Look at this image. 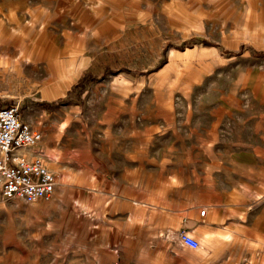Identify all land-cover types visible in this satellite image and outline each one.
Wrapping results in <instances>:
<instances>
[{
    "label": "rangeland",
    "instance_id": "rangeland-1",
    "mask_svg": "<svg viewBox=\"0 0 264 264\" xmlns=\"http://www.w3.org/2000/svg\"><path fill=\"white\" fill-rule=\"evenodd\" d=\"M0 108L56 178L0 264H264V0H0Z\"/></svg>",
    "mask_w": 264,
    "mask_h": 264
},
{
    "label": "built area",
    "instance_id": "built-area-1",
    "mask_svg": "<svg viewBox=\"0 0 264 264\" xmlns=\"http://www.w3.org/2000/svg\"><path fill=\"white\" fill-rule=\"evenodd\" d=\"M42 140L40 132L21 121L16 108H0V198L25 203L48 201L54 194L56 178L40 156L26 157L21 150L33 148ZM206 209L199 215L203 217ZM183 247L199 248L187 233L179 235Z\"/></svg>",
    "mask_w": 264,
    "mask_h": 264
},
{
    "label": "crops",
    "instance_id": "crops-1",
    "mask_svg": "<svg viewBox=\"0 0 264 264\" xmlns=\"http://www.w3.org/2000/svg\"><path fill=\"white\" fill-rule=\"evenodd\" d=\"M31 156L32 155H30L29 157ZM203 202L206 209V213L204 215L205 220L203 221V224L199 225V228L202 231H204L205 234L216 231L219 226H223V225H228V227L230 226V222L226 224V219H229L230 211L233 206H229L228 204H226V202L222 200L219 201L213 198H208V199L204 198ZM186 222L187 224L185 229L192 226V224L194 223V219L190 218ZM243 226H245V224H243ZM209 249L213 251L217 250L215 246H209Z\"/></svg>",
    "mask_w": 264,
    "mask_h": 264
},
{
    "label": "bare ground",
    "instance_id": "bare-ground-1",
    "mask_svg": "<svg viewBox=\"0 0 264 264\" xmlns=\"http://www.w3.org/2000/svg\"><path fill=\"white\" fill-rule=\"evenodd\" d=\"M31 149H32V148L21 150L20 153L23 154V155L26 156V157H29V156L31 155V154H29V153H31V152H29ZM28 154H29V155H28ZM39 155H41V154H39ZM50 173H52V172L50 171ZM52 174H53V173H52Z\"/></svg>",
    "mask_w": 264,
    "mask_h": 264
}]
</instances>
